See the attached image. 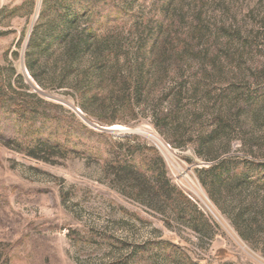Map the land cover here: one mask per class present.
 <instances>
[{"label": "rangeland", "instance_id": "obj_1", "mask_svg": "<svg viewBox=\"0 0 264 264\" xmlns=\"http://www.w3.org/2000/svg\"><path fill=\"white\" fill-rule=\"evenodd\" d=\"M95 9L102 18L89 29ZM135 54L146 66L149 54L173 63L150 70L154 94L141 107L113 109L119 72ZM95 56L104 60L98 74ZM159 71L172 77L164 82ZM0 73L13 96L68 117L61 127L97 134L61 137L78 151L44 161L21 149L27 123L0 109V264H264V176L255 178L264 168V95L247 93L264 88V0H0ZM180 86L188 91L178 101ZM167 91L169 128L178 121L188 131L182 148L152 123ZM43 122L58 125L35 124ZM133 136L162 157L164 198L138 201L113 174L110 162ZM221 159L233 171L215 168Z\"/></svg>", "mask_w": 264, "mask_h": 264}, {"label": "trees", "instance_id": "obj_2", "mask_svg": "<svg viewBox=\"0 0 264 264\" xmlns=\"http://www.w3.org/2000/svg\"><path fill=\"white\" fill-rule=\"evenodd\" d=\"M100 12L101 11L99 9L91 10L89 18L90 21L88 25L89 29H93V27L98 25L96 24L97 21L102 18ZM117 13L121 16L127 17V13L123 8L117 9ZM150 37H154L152 32L150 34ZM101 57L95 56L93 62V68L95 69V73L97 74L103 69L104 66V60L101 61ZM149 57L150 58L148 59L149 61H147L148 64L146 66V59L143 58L142 54H135L134 62L132 64H129V58L128 56H126V68L125 70H121L119 72L122 75V80L118 86V93H120L122 97H118V99L114 103L113 109H118L120 111H124L125 109H127L130 112H134L135 109L143 105L145 98L151 96L152 92L154 94L152 88H149L151 84V80L149 78L150 70L154 69L153 67L156 64H159L161 67H165L166 65H171L173 62H170V56L168 54H159L158 58L155 54H149ZM114 58L117 59L116 57ZM109 59H112L111 55L108 57V60ZM211 61L214 62L213 60ZM115 63H117V61ZM158 74L160 80L164 82L167 78L172 77L171 74H162L160 71ZM158 77H155L156 80L158 79ZM184 91H188L187 87L180 86L178 92L174 96V99L180 101V96L184 93ZM247 93L249 97H259L264 95V88L254 90L249 89ZM170 96L171 91L165 92L168 107L166 106L165 108H163L161 107L162 104H160L159 106L156 104L152 106V123L162 131H170L171 133H174L176 137H178V139L182 138L180 142H174V145L182 148L183 146L187 145L185 138L188 135V131L187 128H185V123H179L178 121L177 124L173 125L172 128H169L170 121L176 120V114L173 112L172 108L173 105H171L170 103L173 100H169ZM90 97H96V94H90ZM82 107H86L85 100H82ZM0 109L9 116H15L19 123H27L25 130V138L27 140L24 145L21 146V149L27 156L42 159L44 161H49V157L54 155V153L55 155L66 157L78 151L73 147H69L68 144L61 140V137L68 139L73 133H78L80 135L88 134L90 136L97 135L92 130H86V128L82 125H79L78 128H70V123L66 121L68 117L60 116V114L53 115L49 111L43 110L42 106L38 103L32 102L30 100H21L13 96L7 90L4 78L1 73ZM109 115L110 116H108V119H103L105 123H109L112 121L113 115ZM64 118L66 119L65 122L63 121L65 125L61 127L59 124L62 120L60 119ZM38 119L48 122H55V124L58 125L56 126V128H49L44 125L46 123L43 122V124L36 126L35 123ZM217 125L223 127V124H221V120H217ZM59 127L61 129V133H58ZM191 137L189 136L190 139H192ZM136 140L137 139L134 136L124 139V143H122V150L124 155L122 157H117L112 162H110L111 168L113 169V174L117 176L120 175L119 177L121 179L122 177L126 178V182L130 183L131 185V190L133 192L135 191V195L139 197L138 201H142L143 198L150 199L152 198V196H156L157 198H164L165 194H167L165 163L156 148L145 143L136 142ZM200 147L202 148V143H200ZM196 149L197 153H199V146H196ZM225 161V159H221L216 165H214V167H217L219 171H221L222 169L225 170L226 175L233 170L228 166L223 165L225 164ZM239 170L243 171V167L239 168ZM263 176L264 168L257 167L255 169V178L261 179L263 178ZM182 215H184L183 217H186L188 219L189 217H191L190 212L187 210H185ZM89 239L93 240L92 238ZM107 241L110 240L107 239ZM110 245L119 246L122 244H115V242H112ZM152 246H157L160 249H167L170 253L177 251L174 245L166 242H155L152 244ZM193 264H195V262H193Z\"/></svg>", "mask_w": 264, "mask_h": 264}, {"label": "bare ground", "instance_id": "obj_3", "mask_svg": "<svg viewBox=\"0 0 264 264\" xmlns=\"http://www.w3.org/2000/svg\"><path fill=\"white\" fill-rule=\"evenodd\" d=\"M111 128H115L114 126L113 127H111ZM116 130V129H115ZM152 140H154L159 146H160V148H162V150L163 149H165V146H164V144L159 140V139H157L155 136H152V135H148ZM164 151H167V149H165ZM168 152V151H167Z\"/></svg>", "mask_w": 264, "mask_h": 264}, {"label": "water", "instance_id": "obj_4", "mask_svg": "<svg viewBox=\"0 0 264 264\" xmlns=\"http://www.w3.org/2000/svg\"><path fill=\"white\" fill-rule=\"evenodd\" d=\"M103 130H110V129L105 128V129H103Z\"/></svg>", "mask_w": 264, "mask_h": 264}]
</instances>
